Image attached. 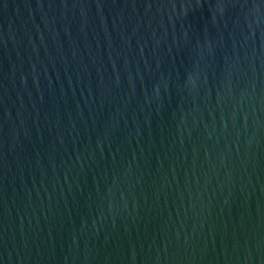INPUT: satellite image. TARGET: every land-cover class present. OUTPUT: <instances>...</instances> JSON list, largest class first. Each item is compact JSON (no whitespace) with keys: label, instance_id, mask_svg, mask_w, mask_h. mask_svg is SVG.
<instances>
[{"label":"water","instance_id":"95a60500","mask_svg":"<svg viewBox=\"0 0 264 264\" xmlns=\"http://www.w3.org/2000/svg\"><path fill=\"white\" fill-rule=\"evenodd\" d=\"M0 264H264V0H0Z\"/></svg>","mask_w":264,"mask_h":264}]
</instances>
